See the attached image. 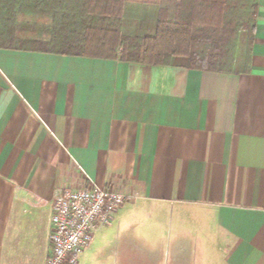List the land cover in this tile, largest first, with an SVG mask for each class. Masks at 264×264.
I'll return each mask as SVG.
<instances>
[{"label":"crops","instance_id":"obj_1","mask_svg":"<svg viewBox=\"0 0 264 264\" xmlns=\"http://www.w3.org/2000/svg\"><path fill=\"white\" fill-rule=\"evenodd\" d=\"M256 3L241 74L0 48V264H46L55 196L91 183L132 199L79 264H264Z\"/></svg>","mask_w":264,"mask_h":264},{"label":"trees","instance_id":"obj_2","mask_svg":"<svg viewBox=\"0 0 264 264\" xmlns=\"http://www.w3.org/2000/svg\"><path fill=\"white\" fill-rule=\"evenodd\" d=\"M256 19V0H0V48L241 74Z\"/></svg>","mask_w":264,"mask_h":264},{"label":"built area","instance_id":"obj_3","mask_svg":"<svg viewBox=\"0 0 264 264\" xmlns=\"http://www.w3.org/2000/svg\"><path fill=\"white\" fill-rule=\"evenodd\" d=\"M132 197L96 183L59 191L52 204L50 251L46 264H79L94 233L109 226Z\"/></svg>","mask_w":264,"mask_h":264},{"label":"rangeland","instance_id":"obj_4","mask_svg":"<svg viewBox=\"0 0 264 264\" xmlns=\"http://www.w3.org/2000/svg\"><path fill=\"white\" fill-rule=\"evenodd\" d=\"M132 24H133L132 19L125 22V24L121 27V28H123L124 33H130L131 32Z\"/></svg>","mask_w":264,"mask_h":264}]
</instances>
